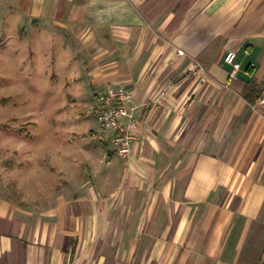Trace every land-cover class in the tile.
I'll list each match as a JSON object with an SVG mask.
<instances>
[{
  "label": "crops",
  "instance_id": "crops-1",
  "mask_svg": "<svg viewBox=\"0 0 264 264\" xmlns=\"http://www.w3.org/2000/svg\"><path fill=\"white\" fill-rule=\"evenodd\" d=\"M6 1L24 21L0 41L31 26L67 103L122 85L140 125L123 158L78 114L37 146L3 119L0 264H264V0Z\"/></svg>",
  "mask_w": 264,
  "mask_h": 264
},
{
  "label": "rangeland",
  "instance_id": "rangeland-1",
  "mask_svg": "<svg viewBox=\"0 0 264 264\" xmlns=\"http://www.w3.org/2000/svg\"><path fill=\"white\" fill-rule=\"evenodd\" d=\"M16 14L19 21H24L22 14ZM16 14L6 0H0L1 40L12 30L9 24ZM22 30L27 34L24 41L17 42L14 38L0 41V128L6 126L3 119L10 118L8 124L25 134L36 131V138L29 140L28 145L37 146L49 141L43 130L53 131L58 127L64 130L70 125L69 116L78 114L82 116L77 122L78 132L91 126L101 133L95 114L97 99L90 96L73 106L67 103L66 98L72 92L71 76L66 74L61 59L56 58L53 63L54 59L41 57L30 34L31 26L24 25ZM68 83L70 86L66 88ZM45 119L52 121L47 124ZM31 121H38L39 127H34Z\"/></svg>",
  "mask_w": 264,
  "mask_h": 264
},
{
  "label": "built area",
  "instance_id": "built-area-1",
  "mask_svg": "<svg viewBox=\"0 0 264 264\" xmlns=\"http://www.w3.org/2000/svg\"><path fill=\"white\" fill-rule=\"evenodd\" d=\"M178 54L183 55L184 51L179 50ZM223 64L231 67L230 77L234 78L240 69V63L237 61V51H228L223 57ZM202 68L200 63H195L192 71H190L192 73H187L179 78L168 79L158 90L157 94L148 99L146 103L159 101L169 90L189 80L192 74H197ZM134 96L135 92L127 89L125 86L112 85L98 94L97 105L95 107V114L100 127L105 130L115 131L112 143L115 146L117 154L123 158L130 157L134 141V131L140 125L136 113L137 107L131 105ZM262 102H264V98Z\"/></svg>",
  "mask_w": 264,
  "mask_h": 264
}]
</instances>
